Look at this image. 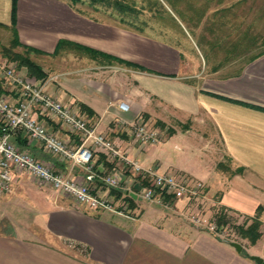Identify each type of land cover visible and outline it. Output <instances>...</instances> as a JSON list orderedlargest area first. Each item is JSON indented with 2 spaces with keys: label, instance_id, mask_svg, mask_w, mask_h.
<instances>
[{
  "label": "crops",
  "instance_id": "obj_1",
  "mask_svg": "<svg viewBox=\"0 0 264 264\" xmlns=\"http://www.w3.org/2000/svg\"><path fill=\"white\" fill-rule=\"evenodd\" d=\"M70 2L15 0L12 11L13 0H0V24L10 27L20 43L39 50L40 57L58 58L53 72L38 62L46 79L52 78L46 91L78 109L129 159L203 187L193 198L164 195V202L172 200L169 206L147 202L139 197L146 182L122 170L105 151L94 152L87 170L15 134L17 147L106 196L115 211L79 205L14 171L10 190L0 193V264H262L251 256L264 260V110L257 108H264V53L240 62L232 76L221 77L216 68L208 72L203 63L193 70L175 46L105 20L106 8H91L105 17L100 18ZM0 95L18 98L2 79ZM120 101L128 111L119 108ZM143 114L148 127L156 120L170 126L163 141H135L131 123ZM42 118L62 138L79 142V135L68 133L58 120ZM192 132L196 143L189 139ZM196 145L205 150L194 153ZM189 151L194 162L186 164ZM223 162L228 164L218 168ZM113 170L130 180L128 192L102 184L101 177ZM258 207L260 236L254 243L238 232L218 238L189 219L199 214L214 221L222 210L229 217L225 226L248 224Z\"/></svg>",
  "mask_w": 264,
  "mask_h": 264
},
{
  "label": "built area",
  "instance_id": "obj_2",
  "mask_svg": "<svg viewBox=\"0 0 264 264\" xmlns=\"http://www.w3.org/2000/svg\"><path fill=\"white\" fill-rule=\"evenodd\" d=\"M0 79L5 80L6 85L18 94L15 101L0 95V193L10 190L15 171L72 197L79 205L115 211L106 196L94 192L86 183L54 170L52 163L38 159L29 149L17 147L12 136L23 133L28 145L40 143L57 159L71 160L73 164L84 166L87 170L92 168L94 152L105 151L111 159L117 160L122 170L130 171L146 182L139 193L144 201L166 204L162 198L164 195L176 198L199 196L202 182L191 181L173 172L158 173L129 159L110 138L96 132L78 109L64 105L46 91V84L52 78L39 80L7 66L2 69ZM118 105L122 111L129 109L124 101H120ZM44 116L58 120L68 133L78 134L79 142L71 143L57 131L48 128L42 118ZM131 126L133 137L140 144H157L163 137L161 133L148 127L141 116H137ZM101 182L111 189L127 192L130 189V180L124 179L118 170L103 175ZM189 219L216 237H225L224 226H218L209 218L191 214Z\"/></svg>",
  "mask_w": 264,
  "mask_h": 264
},
{
  "label": "rangeland",
  "instance_id": "obj_3",
  "mask_svg": "<svg viewBox=\"0 0 264 264\" xmlns=\"http://www.w3.org/2000/svg\"><path fill=\"white\" fill-rule=\"evenodd\" d=\"M71 2L86 13L105 18L91 9L93 5L87 0ZM120 3L121 9L98 4L94 6L98 9L106 8L109 14L105 20L119 23L146 37L180 49L183 58L186 57L192 64L193 70L203 63L208 72L212 71L211 68H216L219 76H232L239 71L240 62L243 63L264 49V0H121ZM12 39L11 28L0 26V73L3 68L12 66L18 73L27 75V69L18 66V58L7 57L12 56V53L30 57L36 63L44 61L50 65L52 72L60 66L58 58L27 53L19 45L13 47ZM231 62L232 66H227ZM143 115L142 118L146 121L147 117ZM149 126L162 134L161 141L170 127L160 120L153 121ZM192 135L195 132L189 135V139L196 143ZM194 149L199 151L200 146L193 147L195 153ZM204 150L205 147L202 146L199 152ZM191 154L192 151H189L184 163L194 162ZM170 157L172 159V153ZM225 164L228 163H222ZM165 203L167 206L170 204L168 201ZM235 227L234 224L224 226L225 237L237 236Z\"/></svg>",
  "mask_w": 264,
  "mask_h": 264
},
{
  "label": "trees",
  "instance_id": "obj_4",
  "mask_svg": "<svg viewBox=\"0 0 264 264\" xmlns=\"http://www.w3.org/2000/svg\"><path fill=\"white\" fill-rule=\"evenodd\" d=\"M73 1H76V0H73ZM79 1V0H78ZM90 4L94 5V4H98V5H102V6H105V7H118L119 9L122 8L121 6V3L120 1L121 0H87ZM13 6H12V11H14L15 9V0H13ZM0 26L2 27H5V25H2L0 24ZM11 44L13 47L19 45V46H23V48L25 49V51L27 53H37V54H40L41 52L37 49H34L28 45H25V44H22L19 42L17 36H15V33H13V39L11 41ZM84 50H86L87 52L93 54V55H103V56H106L112 60H115V61H118L120 63H126L128 65H134L130 62H127V61H124L123 59H120V58H117V57H114V56H111V55H108V54H105V53H102L100 51H97V50H93V49H89V48H85V47H82ZM264 53V49L261 50L260 52H258L256 55H260V54H263ZM8 58H18V61H19V65L20 67H25L27 69V75L29 77H34L36 79H39V80H45L46 79V72L43 71L42 67L36 63L34 60H32L30 57H27V56H23V55H18L16 53H12V56L11 55H7ZM141 68V67H140ZM80 108L82 110H85L86 109V106L83 105V104H80ZM261 110H264V108H260V107H257ZM224 165H222V163H218V168H221L223 167ZM258 211H256V214L255 216L250 220V223H243L241 225H236V230L237 232L239 233V235L242 237V238H246L248 239L249 242L251 243H254L260 236V231H259V228H260V220H259V210H260V207L257 208ZM228 215L226 212H219L218 215H216L214 221L215 223L218 225V226H225L229 219H228ZM245 255H247L246 253H244ZM248 256V255H247ZM250 257V256H249Z\"/></svg>",
  "mask_w": 264,
  "mask_h": 264
},
{
  "label": "water",
  "instance_id": "obj_5",
  "mask_svg": "<svg viewBox=\"0 0 264 264\" xmlns=\"http://www.w3.org/2000/svg\"><path fill=\"white\" fill-rule=\"evenodd\" d=\"M232 245L237 249L239 250L240 249V245H238L237 243L233 242ZM252 259L258 261L259 263H262L264 264V260L258 256H251Z\"/></svg>",
  "mask_w": 264,
  "mask_h": 264
}]
</instances>
